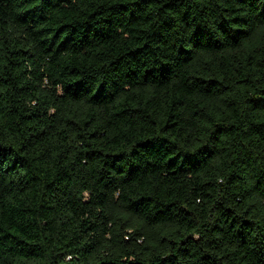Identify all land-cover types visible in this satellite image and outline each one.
Segmentation results:
<instances>
[{
  "label": "trees",
  "instance_id": "16d2710c",
  "mask_svg": "<svg viewBox=\"0 0 264 264\" xmlns=\"http://www.w3.org/2000/svg\"><path fill=\"white\" fill-rule=\"evenodd\" d=\"M0 264H264V0H0Z\"/></svg>",
  "mask_w": 264,
  "mask_h": 264
}]
</instances>
